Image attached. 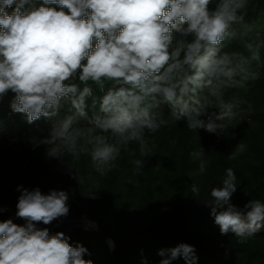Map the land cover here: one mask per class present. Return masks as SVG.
<instances>
[{"label":"clouds","instance_id":"obj_1","mask_svg":"<svg viewBox=\"0 0 264 264\" xmlns=\"http://www.w3.org/2000/svg\"><path fill=\"white\" fill-rule=\"evenodd\" d=\"M253 6L252 0H0V98L14 93L10 108L29 124L54 121L43 140L50 157L88 155L105 176L132 143L146 156L148 137L162 127L183 120L193 133L221 132L234 117L225 91L261 61L264 40L246 38ZM235 41L247 55L231 49ZM212 106L221 109L215 118L208 115ZM144 164L134 161L136 170ZM17 190L15 215L26 223L0 221V264H93L82 244L37 227L68 216L67 191ZM236 190L228 169L205 205L221 234L244 242L264 228V202L238 208L231 202ZM158 255L166 257L160 264L198 259L187 243Z\"/></svg>","mask_w":264,"mask_h":264},{"label":"trees","instance_id":"obj_2","mask_svg":"<svg viewBox=\"0 0 264 264\" xmlns=\"http://www.w3.org/2000/svg\"><path fill=\"white\" fill-rule=\"evenodd\" d=\"M12 10L8 9L9 13ZM246 23L252 27L246 38L258 34L264 40V10L250 9ZM231 49L247 55L240 41L233 42ZM249 72L260 78L257 88L264 87V49L261 61L252 64ZM251 84L252 80L242 87L251 91ZM14 95L9 91L0 98V204L9 205L16 213L21 194L18 186L28 190L38 187L44 194L53 189L67 191L69 209L72 210L64 219L80 221L85 214L97 221L98 232L76 229L69 236L72 238L74 232L81 231L85 237L105 247L104 251L84 256L93 264H152L160 249H169L181 243L194 246L195 255L208 260L229 262L240 259L245 264H264L263 233H257L244 242H240L235 234L218 232L205 238L199 234L200 229H213L215 225L211 209L205 205L212 199L200 200L192 189L193 186L205 185L214 175L213 149L217 148L220 132L209 133L200 129L193 133L183 120L162 127L158 132H166L164 151L171 163L178 166V156L184 145L191 144L206 154L204 167L190 172L187 185L181 180L183 187L180 188L181 184L168 179L154 187L137 207L125 210L122 186L115 182L100 193L98 202L89 199L96 169L87 174L89 180L83 182L81 158L85 155L78 159L67 154L50 157L43 140L49 138L54 121L41 118L29 124L26 115L11 110L10 102ZM201 118L207 120L208 117ZM255 199L264 202V179H253L231 198V202L243 209L245 204ZM3 220L6 217L0 215V221ZM14 223L24 225L22 218ZM107 240L113 241V249L106 248ZM200 256L198 259H201ZM198 261L196 264H199ZM171 264H175L174 260Z\"/></svg>","mask_w":264,"mask_h":264},{"label":"rangeland","instance_id":"obj_3","mask_svg":"<svg viewBox=\"0 0 264 264\" xmlns=\"http://www.w3.org/2000/svg\"><path fill=\"white\" fill-rule=\"evenodd\" d=\"M252 2L254 6L250 9L264 10V2L253 0ZM259 79L254 72H249L241 79V83L237 87L225 91L224 101L231 106L234 117L223 122L217 148L213 149L214 175L205 185L197 186V198L200 200L212 199L211 190L222 187V181L226 178L228 169H232L236 176L237 190L232 198L253 179H264V87L257 88L258 85L256 84ZM251 80V91L242 87ZM220 112L221 109L218 106H212L208 109V115H212L213 118H215V115H219ZM217 123H220V121H217ZM165 138V131L149 136L148 146L150 151L146 156H141L137 144H130L127 150L121 152V156L115 162L116 167L111 172L105 176H100L97 173L91 182L89 199L98 202L100 193L108 188L112 182H115L122 186L124 209L127 210L130 207H137L140 200L147 197L154 187L166 182L168 179L181 184L180 188L183 187L182 181L184 185L188 183L190 172L204 167L206 154L196 149L194 145L185 144L183 151L178 156L179 165L175 166L165 154ZM241 145L243 148H241ZM136 159L145 162L144 167L140 170H136L134 165ZM94 169L95 166L90 156L85 155L81 158V180L83 182L89 180L87 174H90ZM74 211L76 210L74 209ZM80 221L89 230L98 232L97 221L85 214L81 216ZM23 223H26L24 219ZM199 232L202 238L210 237V235H216L220 232V227L215 224L213 229L202 228ZM258 233L264 234V228ZM228 234L234 233L229 232ZM71 237L69 239L70 244L75 246L80 243L88 249L89 253L101 252L105 249L101 243L93 242L85 237L81 231L74 232ZM105 246L111 250L107 241ZM196 256L199 258L200 255ZM200 258L197 259L199 264H245L240 259L228 262L219 259L208 260L202 256ZM161 260L162 257L157 255L152 264H160ZM174 262L175 264H186V261L182 258H177Z\"/></svg>","mask_w":264,"mask_h":264},{"label":"water","instance_id":"obj_4","mask_svg":"<svg viewBox=\"0 0 264 264\" xmlns=\"http://www.w3.org/2000/svg\"><path fill=\"white\" fill-rule=\"evenodd\" d=\"M38 228H49L50 233L63 232L66 237H69L73 230L82 229L89 231V228L82 221H64L61 218L53 221L50 225H44L42 222L37 223Z\"/></svg>","mask_w":264,"mask_h":264},{"label":"built area","instance_id":"obj_5","mask_svg":"<svg viewBox=\"0 0 264 264\" xmlns=\"http://www.w3.org/2000/svg\"><path fill=\"white\" fill-rule=\"evenodd\" d=\"M0 215L5 216L7 219H12L13 222H16L18 220V217H16L15 212H13L9 205L6 204H0ZM107 244L111 249H113L114 243L112 240H107Z\"/></svg>","mask_w":264,"mask_h":264}]
</instances>
